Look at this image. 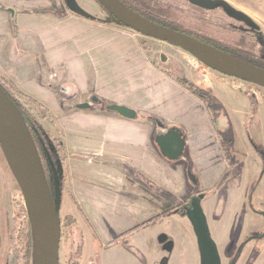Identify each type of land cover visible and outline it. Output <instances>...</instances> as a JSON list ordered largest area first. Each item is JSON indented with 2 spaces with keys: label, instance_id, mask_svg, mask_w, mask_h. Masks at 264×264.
<instances>
[{
  "label": "crops",
  "instance_id": "1",
  "mask_svg": "<svg viewBox=\"0 0 264 264\" xmlns=\"http://www.w3.org/2000/svg\"><path fill=\"white\" fill-rule=\"evenodd\" d=\"M55 8L56 0H0V77L52 116L65 150L68 190L62 207L86 240L95 236L107 243L150 220L156 223L190 194L186 164L160 155L152 142L155 124L146 118L180 129L187 161L202 187L224 179L230 161L245 162L246 97L231 88L220 90L227 116L155 66L131 32ZM8 9L15 12L13 18ZM64 85L72 88L70 96L60 93ZM89 96L143 118L131 121L99 109H75ZM217 111L224 115L222 130L214 119ZM255 133V144L264 149L262 136ZM234 152L245 158H233ZM233 175L240 174L234 170ZM164 222L157 226L191 225L175 217Z\"/></svg>",
  "mask_w": 264,
  "mask_h": 264
},
{
  "label": "rangeland",
  "instance_id": "2",
  "mask_svg": "<svg viewBox=\"0 0 264 264\" xmlns=\"http://www.w3.org/2000/svg\"><path fill=\"white\" fill-rule=\"evenodd\" d=\"M78 7L82 9L85 13L89 14L92 20L98 22L100 24H104L113 30H117L120 32H131L132 37L137 40L139 47L145 51L146 56L151 60V62L157 66L158 68H162L164 71L168 73V75L174 80L181 79L185 82V84L190 85L194 90L199 91L201 93H206L207 95H212L209 98L208 102L211 106H219L220 110H222L223 114L230 116V113L227 107L224 104L223 99L219 93L220 90H228V88L233 89L236 93L242 95V97H246L252 99V103L254 104L252 107H247L248 116L252 118L251 124L244 130L247 137L251 136V131L257 132V134L262 136L264 143V89L252 84H248L245 82H241L240 80H236L227 76L222 75L211 67L203 64L190 54L172 47L168 44L161 43L150 38H146L135 32L117 25L112 17L106 14L103 9L94 1V0H74ZM174 6H182V10H184L183 14L189 20V25L186 26L192 32H202L204 35L211 37L214 41H217L223 45L234 43L233 40H237L238 36L234 35L232 32L225 30L227 26H233L234 28L243 30L246 35L247 45L245 49L253 52L255 55L248 54L246 58L252 57L255 58L253 60H264V0H210L212 2H216L218 4H225L235 11L241 12L246 15L250 21L251 25L242 24L239 22L231 21L226 16H224L220 11H212V12H203L199 9L193 8L189 4L185 3L182 0H168ZM59 8L64 11L71 13V11L65 5V0H56ZM179 4V5H177ZM151 6L152 3H150ZM176 8V7H175ZM55 8V10L59 11ZM74 15V14H72ZM182 17L184 18V16ZM76 16V15H74ZM200 16H206L209 21L206 23H198L193 19H197ZM78 17V16H77ZM181 17V18H182ZM218 24H223L226 27L221 28ZM120 26V27H119ZM124 28L123 30L120 28ZM195 29H192L194 28ZM200 27V28H199ZM223 27V26H222ZM201 30V31H198ZM244 54V53H243ZM160 55H163L164 61L160 58ZM243 57L246 55H242ZM256 56V57H255ZM155 63H154V62ZM7 80V79H6ZM10 82V81H9ZM11 83V82H10ZM13 85V84H12ZM14 86V85H13ZM15 87V86H14ZM20 92V91H19ZM24 95V94H23ZM90 97V96H89ZM86 101V100H85ZM84 101V102H85ZM250 102V100H249ZM83 103V102H81ZM42 106V105H41ZM45 110L46 108L42 106ZM256 109L253 111V109ZM40 112H43L39 109ZM33 115L36 116L35 113ZM260 117V118H259ZM260 119L261 122L258 120ZM38 121V119L36 118ZM259 121V123H258ZM39 124L43 127V130L46 131L48 139L50 140L51 145H53V141L50 138V132L48 130H53V127L50 125L48 121H38ZM260 126V127H259ZM257 128V131L255 128ZM259 128V129H258ZM48 129V130H47ZM53 132V131H52ZM51 132V134H52ZM262 132V133H261ZM256 134V133H255ZM256 134V136H257ZM258 138V137H257ZM255 139V138H253ZM256 140V139H255ZM253 148L244 142V152L246 154L245 165L248 167V177L253 178L260 169V159L256 155L257 151L263 152L262 144H255L251 139ZM256 152V153H254ZM58 158V156H56ZM60 162H56V169L60 171ZM45 166H48L47 163H44ZM227 169L225 170V172ZM47 174L49 178V183L52 186V192L54 191V181L51 172V168L47 167ZM264 178L262 180L261 185L257 189L258 196L261 195L263 186H264ZM222 183H224L222 181ZM214 187L213 185H205L202 188L208 189ZM231 189V188H230ZM190 190V189H189ZM215 193L213 197L216 196L217 193L222 194L220 188L215 189ZM220 191V192H219ZM192 192L190 191V194ZM227 196V195H225ZM205 198L203 201H200L201 208L204 211V215L206 220L209 223L210 228L214 225H222V224H230L234 222L236 219L239 199L235 196H230L231 198H226L223 208H221L222 204L218 208L217 204L219 201V195L214 198ZM218 208V211H217ZM191 209V202L187 203L185 207V213L189 215ZM247 210V209H246ZM225 211V212H224ZM247 218H251V214L247 213ZM68 214H66V207L61 202L60 208V220H61V241L59 247V264H67L68 262L72 264L74 258L69 251V247L71 243H74V246L80 242V234L76 227L78 225L72 226L71 228H67V225L70 223L71 218L74 220L75 218L71 216L68 220L66 218ZM221 217H220V216ZM225 215V216H224ZM188 218V216H187ZM189 219V218H188ZM242 222L244 223V217H242ZM258 219V218H257ZM167 222L168 219H162L161 221ZM260 220V219H258ZM160 221V220H159ZM159 221L153 225H159ZM246 221V220H245ZM76 222V219H75ZM163 224H167V223ZM240 221L237 225V230H241ZM77 224V222H76ZM246 224V223H245ZM244 224V226H245ZM252 224L247 222L246 228H249ZM15 230H19L17 234V238L19 241L15 243ZM13 232V241H11L10 233ZM0 264H33V244H32V236L30 224L28 221V216L25 208V204L23 201L22 194L13 179L8 166L5 162L3 154L0 149ZM11 241V242H10ZM88 244V243H87ZM74 246L71 249V252H74ZM90 247V245L88 244ZM27 255V256H26ZM27 258V259H26ZM87 261L90 264H99L96 259L90 258L87 254L84 253V259L82 264H86ZM262 263L264 264V249L262 250ZM224 264L226 261H222Z\"/></svg>",
  "mask_w": 264,
  "mask_h": 264
},
{
  "label": "water",
  "instance_id": "3",
  "mask_svg": "<svg viewBox=\"0 0 264 264\" xmlns=\"http://www.w3.org/2000/svg\"><path fill=\"white\" fill-rule=\"evenodd\" d=\"M95 1L105 9L117 25L146 38L178 48L224 76L264 89V70L182 33L154 24L134 13L119 0ZM187 1L205 10H212L218 4L210 0ZM65 5L73 14L81 18L92 19L89 14L78 7L74 0H65ZM221 6L229 18L251 25L250 19L243 13L235 11L225 4H221ZM7 11L13 18L15 12L11 9ZM160 58L164 61L165 57L160 55ZM59 91L67 96L72 94V88L68 85L60 87ZM75 109L79 111L99 109L131 121L143 118L135 110L116 104L102 103L94 96H90L85 102L77 104ZM146 119L155 124V134L152 142L157 147L160 155L171 162H184L186 164L185 178L190 191L193 192L198 186V179L192 173L190 164L187 161L186 141L183 133L175 126L166 127L159 120ZM0 149L23 197L31 229L33 264H59L61 241L59 214L62 193L57 170L51 162L50 166L54 181V191L52 192L47 183L44 167L30 131L1 88ZM190 202L191 209L188 218L196 232L200 264H220L214 243L208 235L205 217L198 199L192 198Z\"/></svg>",
  "mask_w": 264,
  "mask_h": 264
},
{
  "label": "flooded vegetation",
  "instance_id": "4",
  "mask_svg": "<svg viewBox=\"0 0 264 264\" xmlns=\"http://www.w3.org/2000/svg\"><path fill=\"white\" fill-rule=\"evenodd\" d=\"M182 1L189 4L193 8L199 9L203 12L220 11L229 20L239 22L232 18H229L223 11V8L220 4H216V7L212 10H205L191 4L187 0ZM151 2L153 5L152 8L154 9L156 5H160V3L165 2V0H151ZM173 7H176L175 10L177 12L185 14L184 10H182L183 8H181L182 6H179L178 8V6L174 5ZM147 13L154 14L155 12L152 13V10L150 8ZM193 20L197 21L198 23H206L209 21L206 16H200L197 19ZM239 23L243 24V22ZM218 25L221 26V28L226 27L223 24ZM225 29L231 30L234 35L238 36L237 40H233L234 43L223 45L217 41H214L211 37L204 35L202 32L195 33V35L193 36L208 41L209 44H212L215 47L221 48L226 51H245L246 49L244 35H246V33L241 29L234 28L233 26H227V28ZM159 59L162 60V58ZM201 95L207 100H209L210 97H213L212 95H207L206 93H201ZM214 119L216 121V126L218 127V129L222 130L225 126L224 115H222L220 111H217V113H215ZM250 139L253 142L255 140L252 136H249V138L247 137L248 145L252 149V146L254 145H252ZM257 152L258 153H254H256L261 161L257 176H254L250 179L248 177V174L245 175V172H247V168L244 161H230V164L226 171L227 176L224 179L220 180L217 184H215L214 187H211L214 193L216 191L215 189L218 187L220 188V190H222L221 193L223 191L224 192L222 194L217 193L215 197H213L214 193L206 197L211 198V200L213 197V200L215 201L216 197H218L219 195L220 198L217 204L218 208L221 204V208H223L225 199L231 198L230 196H233L232 198H235L236 196L239 199L238 211L234 222L230 224L214 225L210 228L209 223L205 218L208 235L214 243L220 264H224L222 261H226L225 264L262 263V250L264 249V186L260 196H258L257 189L261 185L264 178V153L260 151ZM234 153L235 155L233 158H235V156L245 158L243 156L244 154L242 153ZM45 169L47 173V166H45ZM234 170L238 171L240 175L234 176ZM222 181L224 183H222ZM202 189L204 188H202V186H200L198 182V186L192 192V195H189L184 200L175 204V206L171 210L167 211L158 219L170 220L174 217L180 220L188 219V215L185 213L186 211L184 210V206L189 203L190 199L199 197L200 193L196 192L199 190L201 191ZM203 199L205 198L198 199L199 204L200 201H203ZM179 204H181V206H177ZM246 212L251 214L252 217L247 218ZM242 217L245 218L244 223L242 222ZM257 218L260 220H258ZM240 221L242 222L240 227L241 230L238 231L237 225ZM189 222L191 223L190 220ZM247 222H250L252 226L246 228L245 226ZM153 224H155L154 221L150 220L145 225L136 227L132 230L114 236L113 239L107 243L98 241L94 236L91 237V240H86L83 232H81L80 230V227H76L78 233L80 234V242L76 245V247L72 242L69 247V251L74 258L72 264H82L84 253L87 254V256H89L90 258L96 259L99 264H200V254L197 246V237L192 223L190 227H158L157 225ZM10 237L11 241H13V232L10 233ZM87 243L90 245V247ZM73 246L75 251L71 252ZM67 264L70 263L68 262ZM86 264L90 263L87 261Z\"/></svg>",
  "mask_w": 264,
  "mask_h": 264
},
{
  "label": "trees",
  "instance_id": "5",
  "mask_svg": "<svg viewBox=\"0 0 264 264\" xmlns=\"http://www.w3.org/2000/svg\"><path fill=\"white\" fill-rule=\"evenodd\" d=\"M119 1L121 3H123L127 8L132 10L134 13L138 14L142 18H144V19H146V20H148L154 24H157L159 26L165 27L167 29H170V30L182 33V34H186V35H188V36H190L196 40H199L203 43H206L208 45L215 47L214 45L209 44L208 41H205L203 39H200V38L193 36V35H195L196 32H192V31L188 30L191 28L186 27L189 25L188 18H186L183 14L177 12L175 10L176 8L173 7V5L170 3V1L165 0V2L160 3V5H156V7L154 9L150 5V3H152L151 0H119ZM150 8L152 10V13L155 12L154 14L147 13V11ZM102 9L106 14H108L104 8H102ZM182 15L184 16V18L182 17ZM192 29H195V27ZM225 30H227V29H225ZM198 31H201V30H198ZM228 31L231 32V30H228ZM244 38H245L244 40H245V46H246L247 45L246 36H244ZM215 48L218 49L219 51H222V52L238 59V60L249 63L255 67H258V68L264 70V60L263 59L260 61V60H257V58H256V60H253L255 58H252V57L246 58L249 53L251 55H255L253 52H250L247 49L245 51L241 50V51L237 52L236 50L226 51V50H223V49L218 48V47H215ZM242 55H246V56L243 57ZM175 80L179 84L185 86L188 89V91H190L193 95L197 96L198 98H200L205 103H208V100L205 99L199 91L194 90L189 85L185 84V82L181 79L176 78ZM0 88L3 90V92L7 95V97L10 99V101L13 103L16 110L18 111V113L20 114L22 119L24 120V123L27 126L28 130L30 131L31 138L34 141L36 148L38 150V153L40 155L42 165H43L44 171H45L46 180H47V183L49 185L50 190L52 189V186L49 183V178H48V174L46 173L44 163H47V165H48L47 167L51 168L50 163L52 162L54 164L55 169L57 167V165L55 166V163L58 161L61 163L60 164V171H58L57 169L56 170H57V174H58V178H59L60 190H61V193L63 195L64 191L68 190V188H67V177H66V173H65L64 168H63L64 162H65V150H64L62 138H61V136L58 135L57 131L55 130L54 120H53L52 116L40 104H38L36 101L31 99L30 97L23 95L21 92H19L12 85V83H10L8 80H6L3 77H0ZM249 100H250V107L253 108V106H254V104L252 103L253 100L250 98H249ZM39 109H41L43 112H40ZM255 110L256 109L254 108L253 111H255ZM33 113H35L36 116L33 115ZM147 117H151V116H147ZM36 118L40 122L48 121L50 123V125L53 127V130H52L53 132L51 130L47 129L48 130L47 132L48 133L50 132V138L53 141V145H51L50 140L48 139L49 136L47 137V134L45 133L46 131L43 130V127L39 124V122L36 120ZM251 119L252 118H249L247 120L248 122L246 123V128L251 124V121H250ZM51 132H52V134H51ZM56 156H58V158H56ZM52 176H53V174H52ZM196 193H200V196L197 198L202 199V198H206V197L212 195L214 193V191L212 190V188H210V189H202L201 191L199 190ZM70 201L73 202L72 196H70ZM73 203L75 204V202H73ZM177 206H181V204H179ZM185 207L186 206H184V209H185ZM78 213L80 214V217H82L81 218L82 221L84 223H86L85 218L83 216H81V212L79 209H78ZM66 218L69 220L71 218V215H67ZM71 220L72 221H70V223L67 225V228H69V227L71 228L72 226L77 225L75 222V219L73 220L71 218Z\"/></svg>",
  "mask_w": 264,
  "mask_h": 264
},
{
  "label": "built area",
  "instance_id": "6",
  "mask_svg": "<svg viewBox=\"0 0 264 264\" xmlns=\"http://www.w3.org/2000/svg\"><path fill=\"white\" fill-rule=\"evenodd\" d=\"M18 231H19V230H16V233H15V234H16V236H15V237H16V238H15V243H17V242L19 241V239L17 238Z\"/></svg>",
  "mask_w": 264,
  "mask_h": 264
}]
</instances>
